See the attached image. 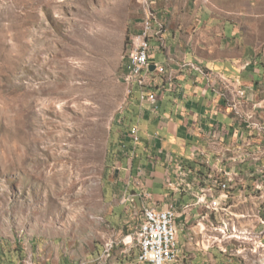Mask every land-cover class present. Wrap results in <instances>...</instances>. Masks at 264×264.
I'll return each mask as SVG.
<instances>
[{"label": "rangeland", "instance_id": "1", "mask_svg": "<svg viewBox=\"0 0 264 264\" xmlns=\"http://www.w3.org/2000/svg\"><path fill=\"white\" fill-rule=\"evenodd\" d=\"M161 1L0 0V264H142V209L126 206L125 193L109 202L110 184L134 93L125 56ZM201 1L250 42L264 97V0ZM255 113L264 120V103ZM259 203L208 208L198 222L212 246L176 264H264V196ZM227 219L236 235L218 243Z\"/></svg>", "mask_w": 264, "mask_h": 264}, {"label": "crops", "instance_id": "2", "mask_svg": "<svg viewBox=\"0 0 264 264\" xmlns=\"http://www.w3.org/2000/svg\"><path fill=\"white\" fill-rule=\"evenodd\" d=\"M169 1L157 6L166 43L161 48L160 41L153 40L151 58L152 64L166 68L151 76L156 90L151 91L156 95L151 104L160 107L154 110L142 102L139 89H134L125 126L120 127L117 178L110 184L109 202L118 200L116 194L131 195L135 204L129 201L126 206L138 213L143 208L139 194L147 190L153 195L152 205L160 209L174 205L180 252L186 260L191 254L198 261L204 254L197 246L203 236L192 238V230L201 217L208 220L212 210L196 202L204 191L209 200L217 199L208 191L214 177L234 173L232 206L261 204L257 198L264 195L255 191L264 186L259 172L264 165V132L243 121L238 111L260 113L264 97L254 88L259 75L248 62L250 42L231 21L208 11L211 2ZM130 132L140 136L137 144ZM188 204L191 207L185 209Z\"/></svg>", "mask_w": 264, "mask_h": 264}, {"label": "built area", "instance_id": "3", "mask_svg": "<svg viewBox=\"0 0 264 264\" xmlns=\"http://www.w3.org/2000/svg\"><path fill=\"white\" fill-rule=\"evenodd\" d=\"M164 28V22L150 11L144 19L143 26L137 31V36L132 37L131 45L125 56L124 80L125 82H130V92H133L135 88L139 89L141 100L144 103L151 104V91H156L153 89L151 79L153 72L157 71L159 73L163 68V65L158 64L155 69H152L151 58L153 40L157 39L159 41L162 38ZM163 46H165V42L161 41L160 47L162 48ZM244 94L245 91H242V95ZM152 106L154 110H158L160 104ZM238 114L243 121L259 129L262 133L264 132V124L256 118L255 112L242 114L241 111H238ZM129 135H131L134 143L137 144L140 141V136L137 133L130 132ZM122 147L124 150L128 148L125 143ZM233 180L234 173L229 171H224V177L220 175L214 177L213 185L209 187L208 191L215 192L216 194L214 196H217V199L209 200L207 192L204 191L198 197L196 204H202L206 208H214V210H219L221 208L220 206H232L229 200L231 198L230 191L233 186ZM169 185L173 186L171 182ZM139 196L143 200L142 213H147V221H140L135 231L139 249L137 256L138 262L142 264H176L180 259L185 260L183 252H178L176 249V242H180L176 225L178 214L176 207L171 205L168 208L160 209L152 205L150 202L153 200V195L147 190L140 192ZM129 201L135 204L136 200L131 195L126 194L123 202ZM190 207L191 204H188L185 206V209H189ZM223 223L224 225L220 226L222 235L218 234V243H221L223 238H230L236 235V231H232L229 228L228 219L223 220ZM194 228L196 230H192V238L195 234L203 236V242L197 244V246L209 249L212 245H209L204 240V233L208 232L206 224L197 225L196 223ZM127 238H131L132 240L131 235Z\"/></svg>", "mask_w": 264, "mask_h": 264}, {"label": "bare ground", "instance_id": "4", "mask_svg": "<svg viewBox=\"0 0 264 264\" xmlns=\"http://www.w3.org/2000/svg\"><path fill=\"white\" fill-rule=\"evenodd\" d=\"M165 71H166V68H165V66H163V68H162V70L160 71V73H165ZM129 83H130V82H129ZM155 99H156V95L151 94V100L154 101ZM141 221H147V213H143V218H142ZM197 225H203V224H202V222H201V223H200V222H197ZM211 237H213V236L211 235ZM214 237H215V239L218 238L217 236H214ZM131 241H132V240H131ZM112 246H113L112 243H109V244L107 245V248H108L109 251L111 250ZM176 249H177L178 252H180V242H176Z\"/></svg>", "mask_w": 264, "mask_h": 264}, {"label": "water", "instance_id": "5", "mask_svg": "<svg viewBox=\"0 0 264 264\" xmlns=\"http://www.w3.org/2000/svg\"><path fill=\"white\" fill-rule=\"evenodd\" d=\"M156 65L155 64H152V69H155Z\"/></svg>", "mask_w": 264, "mask_h": 264}, {"label": "trees", "instance_id": "6", "mask_svg": "<svg viewBox=\"0 0 264 264\" xmlns=\"http://www.w3.org/2000/svg\"><path fill=\"white\" fill-rule=\"evenodd\" d=\"M129 44H130V42H129Z\"/></svg>", "mask_w": 264, "mask_h": 264}]
</instances>
